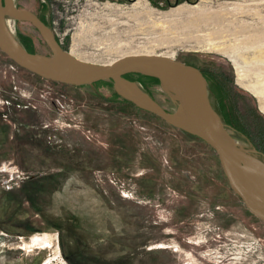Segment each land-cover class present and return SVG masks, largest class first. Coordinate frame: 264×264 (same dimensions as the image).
Segmentation results:
<instances>
[{
  "label": "rangeland",
  "instance_id": "1",
  "mask_svg": "<svg viewBox=\"0 0 264 264\" xmlns=\"http://www.w3.org/2000/svg\"><path fill=\"white\" fill-rule=\"evenodd\" d=\"M55 1L15 0L51 29ZM108 1L92 4L85 17L92 25L72 29L62 46L97 63L133 48L216 69L221 83L212 74L208 81L212 104L237 141L264 159L259 100L238 82L234 61L210 48L215 41L234 52L244 81L256 80L264 61H253L254 46L264 39L250 35L264 29V0L180 1L200 5L199 18L166 0ZM13 20L25 47L52 56L31 23ZM140 80L161 106L177 108L159 83ZM0 169V264H264V220L233 191L214 149L116 95L110 80L44 79L0 50ZM45 176L53 183L38 197L36 185L23 186ZM44 232L51 244L30 242Z\"/></svg>",
  "mask_w": 264,
  "mask_h": 264
},
{
  "label": "water",
  "instance_id": "2",
  "mask_svg": "<svg viewBox=\"0 0 264 264\" xmlns=\"http://www.w3.org/2000/svg\"><path fill=\"white\" fill-rule=\"evenodd\" d=\"M8 16L31 23L52 56L30 52L9 27ZM0 50L19 67L44 79L75 86L110 80L122 98L202 139L216 152L233 191L264 220V159L233 136L213 106L207 78L197 66L160 53L127 54L111 63L80 59L59 43L35 12L19 7L15 0H0ZM130 73L158 78L177 100V108L165 109L139 81L127 77Z\"/></svg>",
  "mask_w": 264,
  "mask_h": 264
},
{
  "label": "bare ground",
  "instance_id": "3",
  "mask_svg": "<svg viewBox=\"0 0 264 264\" xmlns=\"http://www.w3.org/2000/svg\"><path fill=\"white\" fill-rule=\"evenodd\" d=\"M239 9L240 10L243 9V11H244V8H242V6L238 7V10ZM176 10L179 11L180 14H183V15L186 14V16L189 15V14H191L192 12H196L197 13V12L203 11L202 7L200 5H198V4L197 5H192V6H184V5L183 6H179V7H177ZM198 14H199L198 15V18L204 16V14L201 13V12L198 13ZM133 15L134 14H130V16H133ZM112 20H114V19H111V21ZM119 22H123V21H118L116 19V21H114V24H117ZM8 24H9V27L11 28V30L12 31H15L14 20L8 21ZM83 26L84 25L81 26V30H82ZM83 29H85V28H83ZM83 32H85V31H83ZM250 37H252L253 39H264V29L256 30L254 33H252L250 35ZM147 38H148V41H152L153 40L152 39L153 37H151V36H148ZM98 41H101V40L99 39ZM211 42H212L210 44V48L211 49L218 50V51H220V52L228 55L229 58L234 61L235 66L237 68V72H238V82L241 83L243 86L247 87L248 89H250L256 95V97L258 98L259 103H260V109L264 112V67H259L258 68V72H256V74H257V79L256 80H254L253 82H250V83H246L244 81V78L247 75V70L245 68H243V66L239 63V61L237 60V57L235 56L234 52H230V51L226 50L224 47L221 46V43H219V42L218 43L215 42V41L214 42L211 41ZM254 47H258V48H257L256 52H254V57L255 58H254L253 61H255L258 64L259 63H262L264 61V47L262 45H258V46L256 45ZM70 52L73 55L75 53L80 54V50L79 49H76V47L74 45H73V48H71V51ZM120 52L121 53L122 52L123 53H125V52H133L131 54H141L142 53V52L135 51L133 48H130V49H127V48L126 49H121ZM166 55H168L170 57H173V58H176V56H171L170 54H166ZM123 56H124V54H123ZM117 58L118 57L113 58V60H111L110 62H107V63H111V62H113ZM80 59H82V58H80ZM83 60H85V59H83ZM51 235L52 234L45 233V232H44V234H35V235L32 236L30 242L32 244H51V242H52ZM57 251H59V250L57 249Z\"/></svg>",
  "mask_w": 264,
  "mask_h": 264
},
{
  "label": "built area",
  "instance_id": "4",
  "mask_svg": "<svg viewBox=\"0 0 264 264\" xmlns=\"http://www.w3.org/2000/svg\"><path fill=\"white\" fill-rule=\"evenodd\" d=\"M42 1L46 3L49 2V0ZM57 1L59 0H56L55 3H51V6H55V13L58 14L57 19L54 21L52 31L59 43L62 45L66 36L71 34V37L73 38V34L77 32L72 31V33H70L72 29H79L82 25L86 27L90 25L85 17L90 13V7L92 4L98 3V0H64V2L60 0V3L63 6L62 9H60ZM5 170L6 169H0V172ZM11 175H13V172ZM16 176L21 178L22 181L26 178L22 172L17 173ZM11 187L12 185H8V188Z\"/></svg>",
  "mask_w": 264,
  "mask_h": 264
},
{
  "label": "trees",
  "instance_id": "5",
  "mask_svg": "<svg viewBox=\"0 0 264 264\" xmlns=\"http://www.w3.org/2000/svg\"><path fill=\"white\" fill-rule=\"evenodd\" d=\"M27 48V47H26ZM30 52H34V51H32L31 49H29V48H27ZM35 53V52H34ZM212 73H215V77H213L214 79H215V82H216V84L217 85H219V83H221V81H219L217 78L218 77H221L220 75L218 76H216V73L218 72L216 69H209ZM136 75H138L139 76V78L140 79H148V80H151V81H153V82H157V83H159V79L158 78H156V77H152V76H148V75H144V74H139V73H135ZM220 74V73H219ZM128 77V76H127ZM137 79V78H131V79H133V80H136V81H139L142 85H143V87L147 90V87L143 84V82H142V80H140V79ZM148 91V90H147ZM149 92V91H148ZM116 93V92H115ZM116 95H118L117 93H116ZM119 96V95H118ZM124 99V98H123ZM124 100H126V99H124ZM128 101V100H127ZM130 102V101H129ZM130 103H132V102H130ZM132 104H134V103H132ZM135 105V104H134ZM214 106V105H213ZM215 107V109L218 111V113L220 114V112H219V110H218V108H217V106H214ZM221 115V114H220ZM221 117H222V119H223V121L225 122V124L230 128V127H233L234 125L231 123V122H228L222 115H221ZM235 128V127H234ZM190 134V133H189ZM195 136V135H194ZM31 182H33V184L31 183ZM53 183V180H52V176H45V177H41V179L40 180H34V179H32V180H28V181H25L22 185L23 186H26V185H29V186H33V185H36L37 186V191H38V193L36 194L37 195V197L39 196V194H41V193H43V192H45V190H46V186L47 185H51ZM45 186V187H44ZM69 261H70V263L71 264H81V263H78V262H76L75 260H73V259H71V258H69Z\"/></svg>",
  "mask_w": 264,
  "mask_h": 264
},
{
  "label": "flooded vegetation",
  "instance_id": "6",
  "mask_svg": "<svg viewBox=\"0 0 264 264\" xmlns=\"http://www.w3.org/2000/svg\"><path fill=\"white\" fill-rule=\"evenodd\" d=\"M98 1H101V3L102 4H105L106 6H108V4H110L109 3V1L108 0H98ZM126 1H131V2H136L137 0H126ZM167 2H168V4L169 5H178L179 3H180V1L181 0H174V3H172L171 2V0H166ZM136 3H138V1L136 2ZM135 3V4H136ZM18 5V4H17ZM180 5H182V4H180ZM180 5H178V6H180ZM187 5V4H186ZM193 5H196V4H193ZM177 6V7H178ZM117 8H118V6H117ZM120 8H118L117 10H119ZM39 16V15H38ZM202 72H203V74L205 75V77L207 78V81H209V77H210V75L212 74L213 75V77H215V73H212L209 69H206V68H200V67H198ZM208 85H209V83H208ZM4 117H7L6 115L4 116Z\"/></svg>",
  "mask_w": 264,
  "mask_h": 264
}]
</instances>
